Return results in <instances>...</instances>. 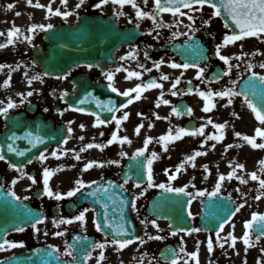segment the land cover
<instances>
[{"label":"snow or ice","instance_id":"1","mask_svg":"<svg viewBox=\"0 0 264 264\" xmlns=\"http://www.w3.org/2000/svg\"><path fill=\"white\" fill-rule=\"evenodd\" d=\"M63 4H67L68 0H61ZM85 0H79V3L75 6L77 9H79L83 4ZM113 3L116 5H119L123 7L124 5H130L132 8L135 9V16L138 20H143L145 18H148L152 21V23L155 25L154 29L150 30L148 32V35H152L153 32L156 34V38H160L159 29L161 28H176L178 29L181 24H183L182 20H178L175 23H168L165 22L162 13H170L173 17L179 16V17H187L188 21L191 23L184 25L185 28H187L188 31L181 32V31H172L171 33V39H175L179 36H185L187 37L186 43L192 47L193 51H196L201 57L204 56L203 51L200 49L199 44H197L194 40L195 33L198 32L200 29L194 27L196 23V17L192 15L193 12H202L205 6H208L213 9V12L211 16L208 19H203L202 24L204 26H210L212 22V18H218L221 17L222 14L224 15V27L225 29L232 28L231 32H226L221 42L217 43L215 45L214 49V55L219 58L220 61L223 62V64L226 66V69L222 71L221 73L215 74V76L209 78L205 76L207 65L201 66L200 62L192 61V62H182L178 63L175 60H165L164 58H161L159 61L153 62V68L156 70H160L162 65L167 64L172 69H181L183 70L180 74V76H177L174 80V82L171 84V88L168 90L169 93L172 96H178V95H186V94H198L200 98L204 101L202 111L204 113H209L213 109L217 107L216 99L220 98L223 100L224 98H227V103L224 105L225 108L232 105L234 103L235 98L242 97V102L246 105V107L251 110V112L254 114L255 120L258 122V126L254 130V135H249L245 133H241L240 131L234 130L233 125V131H234V137L238 140H242L247 145H249L252 149H259L264 150V74L255 71L256 65L252 64L251 62H248L245 67V71L249 72L250 75L248 77V80L244 84V88L242 91H237L236 85H238L239 81L237 79H231L230 85L228 87H225L223 90H202L199 87H196L195 89L192 87H188L186 92L181 93L178 90V85L181 84V79L184 75V72H186L189 69H196V79L200 80L202 83H208L211 84L213 80H220L223 79L225 76H231L233 69H239L240 64H233L232 60L233 58L237 60L244 59L245 56L249 55L248 53L242 52L239 56H230L222 54V50L227 48L229 45L237 44V42H242L247 38H257L258 40L264 41V0H154V6L151 11H146L144 8L140 6V4L137 3V0H100L98 4L95 5L96 8H101L102 5L107 3ZM143 3L147 5L148 0H143ZM29 5H33V0H28ZM9 8H12L13 5L9 4ZM35 7L37 8H47V13L50 15H57L62 16L64 19H67L70 15L73 14L71 11H61L60 8L53 9L51 3H49L47 6L44 4H41L39 0H36ZM187 10V11H184ZM123 12H117L116 15H124ZM20 13H17V16H19ZM78 15V13H77ZM140 24H136V28L139 29ZM54 25L52 23L48 24H31L28 28V31L31 33H35L37 29H40L42 31H47L50 29H53ZM21 34V29L19 27L13 26L12 28L7 30V40L5 43H0V49H4L8 47L9 45H13L16 43V39ZM5 35L4 32H0V36ZM24 39L28 41V43H32V37L25 35ZM240 48H243V43L239 44ZM139 48L138 46H132L131 50L126 53L125 56H121L120 59L127 61L129 59L132 60H138L139 59ZM256 53H252V55H255ZM264 54V53H262ZM143 55L146 59H151L149 56L148 51H144ZM80 64H77L75 67H80ZM88 69H92L93 67L99 68L100 65H94L92 63H88L87 65ZM11 68V65H5L0 64V70H3L4 68ZM17 68L19 65L16 66ZM138 68L143 69L144 71H137V70H130L127 67L121 65L119 68L115 70V72L124 71L127 73L125 76L126 80H131L133 78H136L140 80V83L135 84L133 87L127 88L123 91H121L116 85H115V72L108 70L104 71L101 69L103 75L105 76L106 80L108 81L107 87L111 90L112 93H117L119 96L125 97L126 101L121 103L119 106H116L115 101L112 99H108L107 101L101 100L98 96L95 97L96 107L100 111H90L87 108L79 107L77 105H74L72 103H68L67 97L69 96V93L67 90H64L60 94V99L64 101L67 104V107L63 110H58L59 115L63 116L66 111L73 110L80 113H88L94 117L93 127H100V126H106L109 124H112L115 122L116 128L112 132L110 139L106 141V143H95V138H93V142H89L87 144H84L79 151L75 149H66L57 147L56 149L52 150L50 154H46L48 152L47 148H45L44 151L39 152L36 159H38L41 164L46 162L49 159V155L56 159H61L64 156H68L69 152L72 153L74 159L76 161H80L83 159L81 153L88 151L89 149H99L100 151H103L108 146L118 143L119 145L123 146L124 144H131L132 140L127 136H121L120 130L124 122L128 121L130 118V112L129 111H123L121 116L115 115V113L120 112L121 109H128L131 104H133L135 101H140L141 99L145 98L144 94L150 90L153 89H160L159 96L155 102V106L159 108L162 104L163 105H172V102L165 98V92H164V84L160 81H168L170 79L168 74H161L160 80L158 81L156 78H150L147 81H143V75L144 72H151L153 68H147L143 64H138ZM259 67L261 69H264V62H261L259 64ZM15 71V69H12ZM26 77H28V73H24ZM52 75V73L45 71L42 75L36 74L27 79V84L29 86L32 85L33 81H41L43 82V78ZM71 75V71L64 73L62 76H57V79H64L66 80L68 76ZM11 74H8V78L3 82L4 87H9L11 84ZM74 83V90H75V82ZM188 84H191L192 81H187ZM249 91L252 92L253 96L257 94V91H259L260 96V103L258 104L255 102L249 95ZM34 91H27V93H19L23 99H21L20 104H23L25 100H27L28 97L33 96ZM55 95V93H53ZM93 97L92 92H88L82 99H79L78 104L83 105L89 101V98ZM30 103V101H29ZM0 105H4L0 107V117H2L6 121V129H8V134L6 135L4 143H0V161H6L9 164V167L13 170H15L19 175L14 178L11 181V184L14 188V186L18 183V181L24 177H27L32 184L37 183V179L35 176L29 174L25 169L27 167V164H32L33 159L28 158L26 164L25 163H15L12 162L9 159L8 154H15V156L18 157H25L27 153L31 151L29 148H19L16 146L17 141H27L29 145L32 146V148H36L38 145L45 143V136L38 134L37 132L33 131L32 129H27L26 124L22 119L13 118L10 116V110L16 109L19 107L16 101L12 100L11 98H8L7 103L5 104V101L0 100ZM45 111H48V109H45ZM108 112L112 115L109 117H102L101 112ZM194 109L190 106H187L183 110L181 107H178L176 105H172L171 107V113L169 116L161 117L159 113H154L156 116V119H164V120H170L171 117L174 115L176 117H181L183 115H187L189 117L193 116ZM138 116L144 117V113H137ZM235 118L239 119L240 114L238 112H233L231 114ZM200 119H205L204 117H201ZM11 121V125H9L7 122ZM68 127H67V134L68 137L64 138L62 140V143L66 145L68 143V138H70V134L73 133L74 129L71 127L73 121H68ZM211 125L212 128H214L216 131L211 132L210 134H206L205 129ZM17 127H25L27 130L23 131V134H18L17 131L12 130V128ZM145 127L144 123H139L135 129L134 132L136 135H139L141 130ZM149 128L154 127V124H149ZM229 127V122H215L210 116L206 118V123L201 124L198 127H179L176 126L173 128L170 126L166 133L160 135L158 138L153 137L151 135L147 136L144 139L143 147L138 148L135 153L130 157L132 160H136L137 167L133 169V167L130 165V169L135 171H140L142 175H146L147 178V185L146 187H142L141 183L136 182L134 186L138 189H141V191L135 195L131 201H129L126 197H124L122 194L117 193L114 191V189L119 188L123 189L124 191H127L125 185L129 182V180L132 179L131 176H126L124 178V182L122 184H114L112 181H108L107 184L102 183L101 181H90L86 182L82 178H78L75 180L74 184L75 186L68 190L67 192H58L54 191L50 180L51 178L58 172L63 171L65 168V165H59L57 168H49V167H43L42 169V183L43 188L42 192L43 195L48 197L49 199H54L55 201H63L66 198L75 197L77 193H82V190L84 189H91L85 196H91L95 198V202L99 203L103 207V213H96L95 217L93 219L94 226L98 232H101L104 234V240L102 242H93L90 244H86L84 242L89 241V237L87 235H75L73 237V242L69 243L67 240H65V249L63 252L60 251L58 246L50 245V250H38L45 252V255L48 257H52L59 261V264H87L89 260L93 257V252L96 249H100L99 256L96 259V264H101L102 261L106 259L104 250L108 246H117V251H122L127 246L133 244L136 241H139L141 245L146 243L145 239L141 236H135L133 238H128L130 236V230L126 226L127 221L125 220L124 212L125 209L129 206L132 210L136 211L137 214L139 213V209L137 208V201L146 194L148 188H159L162 189L165 193H176V194H183L187 196L189 199L187 201V216L195 219L194 213L191 210V205L194 200L201 197H207L209 200H212L213 198H217L222 191V187L224 185V182L226 180L231 181L234 178L238 180L241 184L247 185L249 183V179L251 181L258 182V189H257V195L253 198L255 200H260L261 198H264V159H260L258 161L259 164V174L257 171H252L248 174V178H246L244 175L238 174L239 171L245 170V164L239 163L233 160H230L229 167L231 171H229L227 174L220 173L218 176V179L215 183V186L211 191H208L207 189H197L194 182H190L189 184H186L182 187H174L171 182L176 181L178 176L182 171H187L186 165H191L192 168L196 167V159L200 156H206L208 153L207 151H201V150H194L191 154L186 155L184 159L175 166V169H165V172L167 173V183H156L154 178V172H153V164L156 160L160 159V155L156 151H152L150 156H145V153L149 151V145H151L154 141L156 143H159L163 146V150L167 152L169 150V145L175 143L176 141L182 140L186 136H192V137H204V139L201 141V148H203L205 145L209 144V141H215V143H212L210 145L211 149H215L217 144L224 141L226 138V130ZM81 129H85L86 125L80 124ZM101 136H104V133H100ZM54 138V137H53ZM85 139L84 136H80L79 140L83 141ZM258 139L261 142H258ZM243 143H229L225 145L224 151L225 153L234 147L241 148L243 147ZM121 157H127L129 154L125 151H121L119 153ZM143 157V160H140L139 158ZM105 164L110 165H119V160H108V161H99L96 159H91L88 162H86L83 165V172H87L91 170L94 167H101L103 168ZM71 167H75V165H72ZM203 169L205 173L208 175H211V170L209 169V166L207 164H204ZM146 169V171H145ZM103 179V178H102ZM193 181L195 180V177L192 178ZM93 185L96 187L93 188ZM189 186L191 188L195 189V191H188ZM237 191H240L238 188ZM9 195L11 197H14L16 201L21 200H28L29 197H20L17 195L15 190H12L9 192ZM247 193H242V196H247ZM228 199L231 200V194L228 195ZM111 202V204L109 203ZM201 204L204 203L203 200L200 201ZM247 204V200H243V202L239 203L233 210L230 211L228 217H217L216 218V227L213 229H209L207 226L201 228V227H185V226H178L173 228V225L170 223L169 228L172 229L170 232L171 236H177L179 233H186L188 236H192L193 233H200L201 231H209L214 232V238L210 234L206 241L207 250L209 253H213L215 248L214 244H218L220 249L225 248V244H228L229 247L235 249L237 240H241L243 244L245 245V253L248 252L249 248L254 247L256 244H259V242L264 239V214L259 212H253L251 214V218L244 222V228L245 231L241 237H237L234 234L235 224L232 222V218L235 217ZM111 208V211H110ZM96 212L94 208H83V210L79 211L78 214H75L71 217H65L62 214V209L57 210V214L51 218V222L56 228H60L62 225H73L76 222H79L81 227L85 229L86 231V223H87V213L88 212ZM118 211L119 216V223L115 222V212ZM25 215L28 217L27 220L24 221V223H31V227L36 233H39L41 231L40 227L38 225H41L45 223L49 219L47 216H40L34 213L31 209H28ZM215 216V214H213ZM102 216V219H101ZM145 225L151 224L155 229L158 230V232H162L163 229H161L159 223L156 219H152L150 221H142ZM230 224L233 228V231L227 233L226 236H222L221 233L223 232L225 225ZM255 226V230H254ZM15 230L18 232L25 231V228L21 225L14 226ZM67 233V228H65L62 231H55L53 233L54 236L60 237L65 236ZM45 236L48 235V232L45 230L43 233ZM148 240H165L166 237L163 235H150L147 234ZM109 236H111V239H109ZM254 237V239H253ZM181 243L183 245V237H181ZM203 243L201 241H197L196 243V249L191 252H187L185 247L181 246L179 249L180 253H184L185 256L188 258V260H193L195 264H201V261L199 259V253H200V244ZM5 246L8 248H16V247H24L23 241H12L7 238H3L2 242H0V250H6ZM79 252L80 255H75L74 253ZM260 252L264 253V247L260 248ZM238 254V253H237ZM162 256L165 255V253H161ZM168 255L171 257L170 264H178V261L180 259L179 254L176 252L175 249H170ZM62 256L71 257L70 261L67 260H61ZM0 264H9L8 261H0ZM187 264V261H186ZM209 264H212V261H209ZM245 264H247V260L245 259ZM256 264H264V258L258 259Z\"/></svg>","mask_w":264,"mask_h":264},{"label":"flooded vegetation","instance_id":"2","mask_svg":"<svg viewBox=\"0 0 264 264\" xmlns=\"http://www.w3.org/2000/svg\"><path fill=\"white\" fill-rule=\"evenodd\" d=\"M100 0H92L89 3L87 13L99 14L105 17H112V20L117 22L119 28L121 30L126 28H136V24L139 23V30L141 32L140 37L133 43L124 45L118 48L115 53L112 61L103 62L99 68L93 67L91 70L87 68L86 65H82L80 67H76L71 70V75L68 76L66 80L57 79L56 77L47 76L43 78V82L37 81L31 87L27 89L14 91L12 94L8 92H0V100L5 101L7 103L8 98L16 101L19 105L18 108L10 110L12 113L16 112H25L27 118L35 119L42 118L45 121H52L53 128L55 130V135H58L60 130H66V134L64 138L68 137L67 127L68 121H73L71 127L74 129L73 133L70 134V138H68V143L64 145L62 142L58 145L61 148L66 149H75L77 151L80 148L89 142H93V138H95V143H106L108 139H110L112 132L115 130L116 125L115 122L106 126L93 127L94 117L88 113H80L73 110L66 111L63 116L59 115L58 110H63L67 107V104L62 101L59 97L60 94L67 90L69 96L66 98L68 103H72L79 107H84L89 109L90 111H100L96 107L95 97H99L103 101H107L108 99H112L115 101L116 106H119L122 102V96H119L117 93H112L111 90L107 87L108 81L103 75L101 69L104 71H114L119 68L121 65L127 67L130 70L144 71L141 68H138V64H143L147 68H153V62L159 61L161 58L167 60H175L178 63H182L185 61L192 62H200L201 66L207 65V70L205 73L206 77H213L217 73H221L226 69V66L222 61L219 60L218 57L214 55L215 45L221 42L223 35L226 32H230L228 29L222 25L221 21L218 18H212V22L210 26H204L202 24L203 19H208L213 10L205 6L202 12H193L192 15L196 17V23L194 27L199 28L200 30L195 33L194 40L197 44H199L200 49L203 51L204 56L201 57L196 51L192 50L187 43V37L179 36L175 39H171L172 31H188L184 25L191 23L188 21L187 17H173L170 13H162V17L165 22L175 23L178 20H182L183 24L180 25L178 29L176 28H161L159 29L160 38H156L155 32L152 35H148V32L154 29L155 25L148 18L143 20H138L135 16V9L130 5H124L123 7L113 4L111 2L104 4L101 8H96L95 5L98 4ZM137 3L140 4L142 8L146 11H151L154 6V0H148L147 5L143 3V0H137ZM108 9V10H107ZM187 11V10H184ZM117 12H123L124 15L117 16ZM243 43V48L239 47V44ZM132 46H138L139 48V59L132 60L129 59L127 61L121 60V56H125L131 50ZM183 49V55L186 60H182L181 57L175 52V47ZM249 46H252L250 48ZM148 51L151 59H146L143 55L144 51ZM254 50H257L255 55H252ZM242 52L248 53L249 55L245 56L242 60H237L233 58V64H240V68L233 69L231 76H225L220 80H213L211 84L202 83L200 80H197L196 77V69H189L184 72V75L181 79V84L178 85V90L181 93L186 92L188 87L196 88L199 87L202 90H223L225 87L231 86L230 80L237 79L239 81L238 85H236V89L238 91V86L240 82L250 75L249 72L245 71L246 64L251 62L252 64L258 67L257 72L264 74V69L259 67L261 62H264V41L261 40H250L245 39L242 42H237V44L229 45L227 48L222 50V54L230 55V56H239ZM97 65V64H94ZM181 69H172L167 64L162 65L160 70H156L153 68L151 72H144L143 81H147L150 78H156L158 81L160 80L161 74H168L170 79L168 81H160L164 84V92L165 98L172 102V105H176L181 107L183 110L187 106H190L194 109L193 116L189 117L187 115H183L181 117L172 116L170 120L164 119H156L154 113H159L161 117L169 116L171 113L172 105H161L159 108L155 106V102L159 96L160 89H153L144 94L145 98L140 101H135L133 104L129 106L128 109H121L120 112L115 113L117 116H121L123 111L130 112V118L128 121L124 122L120 135H127L132 143L124 144L123 146L118 143H114L103 151L99 149H89L86 152L81 153L83 159L80 161H76L71 152H69L68 156H64L61 159L53 158L49 155V159L41 164L38 159H34L32 164H27L26 171L35 176L37 179L36 184H32L31 181L24 177L18 181V183L12 186L11 181L16 178L19 173L9 167V164L6 161H0V186L4 187L8 191L15 190L17 195H24L23 197H29L28 202H30L34 207H38L44 210L45 215L49 218H52L57 214V210L62 209V214L65 217H71L75 214H78L79 211L83 210V208H90L89 205H79L77 200V195L75 197L66 198L63 201H55L54 199H49L48 197L43 195L42 188V169L43 167L49 168H57L59 165H65L63 171L56 173L50 180V184L54 191L58 192H67L71 188L75 186L74 182L78 178H82L86 182L90 181H101L103 179H111L118 184H122L124 182V178L126 176H131L132 179L129 180L127 185H125L128 194L133 198L137 195L141 189H138L134 186L136 182L141 183L142 187H146L147 178L146 175H142L140 171H133L130 169V165L135 169L137 167V161L130 159V157L135 153L138 148L143 147L144 139L151 135L153 137H159L160 135L167 132L168 128L172 126L175 128L179 127H198L201 124L206 123V118L211 117L215 122H229V127L226 130V138L224 141L217 144L216 148V156L219 159L218 169L215 170L216 178L218 179L219 174L222 171V159L224 157H230L233 155V148L229 149L226 153L224 151L225 145L229 143H241L242 140H238L234 137L233 125L235 131H240L241 133L254 135V130L258 126V122L254 118V114L248 110L246 105H238L237 109H244L247 112L248 117L246 119H241V121H235L234 117L226 116L222 117L221 115V99L215 98L217 107L213 109L209 113H204L202 111L204 101L202 98L198 96V94H186V95H178L172 96L169 93V89L171 88V84L174 82L177 76H180ZM42 75V74H41ZM127 75L124 71L115 72V85L121 90H125L127 88L133 87L135 84L140 83L141 81L133 78L131 80H126L125 76ZM191 80L192 83L188 84L187 81ZM75 82V90L74 83ZM85 82V83H84ZM86 88H80V87ZM34 91L33 96L28 97L27 100L23 104H20L21 97L18 95L19 93H27V91ZM88 92L93 93V97L89 98V101L83 105H79V99H82ZM55 93V95H53ZM30 101V103H29ZM4 105H0L2 107ZM48 109V111H45ZM247 110V111H246ZM137 113H144V117L138 116ZM102 117H109L110 113L101 112ZM204 117L205 119H200ZM244 117V116H243ZM234 118V119H233ZM143 122L145 127L141 130L139 135H136L134 132L135 127ZM80 124L86 125L85 129L80 128ZM149 124H154V127L149 128ZM5 128V122L2 117H0V134ZM216 131L209 125L205 132L206 134H210L211 132ZM103 132L104 136H101L100 133ZM80 136H84L85 139L83 141L79 140ZM204 137H192L186 136L182 140L176 141L173 144L169 145V150L165 152L163 150V146L155 141L149 145V151L145 153V156H150L152 151H156L160 155V159L156 160L153 164V172L156 183H167V173L165 169H175L186 155L191 154L194 150L207 151L206 156L197 157L195 163L196 167L192 168L191 165H186L187 171H182L178 176L176 181H172L171 184L174 187H182L186 184L190 185V182H194L197 189H206L205 178H210V175L202 171L203 165L207 164L209 169L211 170V162L208 155H212L213 149H211L210 145L215 143V141H209L208 145H205L201 148V141ZM258 142H261L258 139ZM58 146L51 147L48 149L46 154H50V152L56 149ZM121 151L127 152L129 155L127 157H121L119 153ZM256 157L259 159H264V150L252 149V157ZM24 160L28 157H19ZM91 159H96L99 161H108V160H119V165H110L105 164L103 168L94 167L87 172H83V165ZM143 160L144 158H139ZM221 160V163H220ZM75 165V167H71ZM221 165V166H220ZM146 171V169H145ZM255 171L259 174V166L255 168ZM146 178L144 182L140 181L142 178ZM189 178L188 181L184 180V178ZM202 178L199 183H196L192 180V178ZM103 178V179H102ZM183 180V181H182ZM217 181V180H216ZM216 183V182H215ZM224 187H236L234 182L225 181L222 187L221 192L230 193L229 191L224 190ZM248 188L252 194L257 193L258 182L251 181L248 184ZM162 189L159 188H148L147 192L144 196H142L137 201V208L139 209V213L132 210V214L137 222L138 215L144 216L142 213V209L146 207L150 198L154 196L155 193ZM188 191H195V189L189 186ZM78 194V193H77ZM254 202V199H252ZM72 210V212H71Z\"/></svg>","mask_w":264,"mask_h":264},{"label":"rangeland","instance_id":"3","mask_svg":"<svg viewBox=\"0 0 264 264\" xmlns=\"http://www.w3.org/2000/svg\"><path fill=\"white\" fill-rule=\"evenodd\" d=\"M13 1V0H12ZM46 3L44 5H48L51 3L53 9L60 8L61 11H71L73 12L72 15H70L67 19H64L62 16L57 15H50L47 13V8H29L35 13H38L42 16L40 23L48 24L52 23L53 25L58 24L60 22H71L75 20V18L80 14L83 13L85 10L88 9L89 3L92 0H85L84 4L77 9L75 6L77 3H79V0H68L67 4H63L61 0H45ZM108 10V9H107ZM78 13V15H77ZM39 23V24H40ZM43 33L44 31L37 29L35 33H31L29 31L21 32L19 37L16 39V43L13 45H9L8 47L4 49H0V64L5 65H11V68H4L3 71L4 74L0 75V92H8L9 94H12L14 91H19L23 89H27L28 87H31L33 84H35L37 81H33L32 85L29 86L27 84V79L33 75L41 74L42 71L33 63L32 61V51L33 49L38 45H43ZM6 35V34H5ZM28 35L32 37V43H28L27 40L24 39V36ZM7 40V35L5 36V42ZM252 48V46H249ZM257 51V50H256ZM254 52V51H253ZM19 65L17 68L16 66ZM12 69H15L13 71ZM255 70H258V67H255ZM11 74V84L9 87H4L3 82L8 78V74ZM24 73H28V77L24 75ZM227 103V98H224L221 100V115L222 117L226 116H232L231 114L233 112H238L237 106L238 105H245L242 102L241 97H237L234 100V103L227 108L224 107V105ZM240 112V118H235V121H241V119H246L248 117L247 112H245L244 109H239ZM247 111V110H246ZM244 116V117H243ZM233 118V119H234ZM245 143V142H241ZM233 155L229 157H225L223 159V165H222V171L221 173L227 174L229 171H231L229 167V161L233 160L239 163H244L246 160L248 161V164L246 165V169L242 172L238 170V174L244 175L246 178H248V174L252 171H255V168L259 166L258 164V158L252 157V148L248 146H243L241 148H233ZM216 150L212 151V155H208V158H210L211 162V175L210 178L205 180L206 183V189L208 191H211L213 187L215 186V182L217 180L216 178V172L215 170L218 169V162L219 159L215 155ZM221 163V160H220ZM221 166V165H220ZM205 172L204 170L202 173ZM184 180L188 181L189 178H184ZM193 180V179H192ZM202 178L198 177L195 178V182L199 183ZM183 181V180H182ZM228 181V180H227ZM236 187H224V190L229 191L232 196H234L237 199V205L243 200H247L246 206L234 217L232 222L235 224L234 234L237 237H241L245 231L244 228V222L249 220L251 218V214L253 212H264V198H261L260 200H255L252 202V199L257 195V193L252 194L248 188V184H250L251 180L249 179V183L247 185L241 184L238 180L235 178L232 180ZM240 189V191H237V189ZM194 192V191H193ZM242 193H247V196H242ZM203 197L197 198L193 201L191 210L194 213L195 220L198 217L199 211H200V201ZM94 212H88L87 213V223H86V232L88 233H98L96 230L94 223ZM153 218H147L142 219L139 217L140 222L142 221H150ZM161 229H163L162 232H158L157 229H155L151 224L143 225V233L141 237H143L146 241L143 245L139 243V241L134 242L133 244L127 246L122 251H117V246H108L104 250L106 259L101 262V264H170V263H164L160 261L158 257V251L159 248L167 243V242H174L178 241L181 246L185 247L187 252L194 251L196 249V243L197 241H201L203 243L200 244V253H199V259L201 261V264H209V261H212V264H245V259L247 260V264H256L258 259L264 258V253L260 252V248L264 247V239H262L259 244H256L254 247L249 248L248 252L245 253V245L241 240H237L236 248L233 249L229 247L228 244H225L224 249H220L218 244H214V252L209 253L206 246L207 238L210 234L200 232V233H193L192 236H188L186 233H179L177 236H171L169 232V227L166 222L158 221ZM40 227L41 231L39 233H36L32 227L25 229L23 232H17L14 234H11L9 237V240L12 241H18L22 240L27 243H29L28 237L34 236L36 238L37 243H48L51 245L58 246L60 251L63 252L65 249V240L69 241L72 234L77 230H83L84 228L81 227L79 222L74 223L73 225H62L59 229L56 228L53 223L50 220L45 221V223L38 225ZM198 227V226H196ZM65 228H67V233L65 236H54L53 233L55 231H62ZM48 232V235L45 236L43 233L44 231ZM233 231V228L229 224L224 231L221 233L222 236H226L227 233ZM147 234L150 235H163L166 237L165 240H148ZM214 238V234H211ZM181 237H183V245L181 243ZM27 238V239H26ZM254 239V237H253ZM104 240V237H102L101 242ZM33 241V242H34ZM29 245V244H28ZM6 250H0V260L8 255L11 251L7 246L5 247ZM17 248V247H16ZM14 249V248H13ZM100 249H96L93 252V257L91 260H89L88 264H96V259L99 256ZM238 253V254H237ZM180 259L178 261V264H195L193 260H188V258L185 256L184 253L179 252ZM67 257V256H65Z\"/></svg>","mask_w":264,"mask_h":264},{"label":"water","instance_id":"4","mask_svg":"<svg viewBox=\"0 0 264 264\" xmlns=\"http://www.w3.org/2000/svg\"><path fill=\"white\" fill-rule=\"evenodd\" d=\"M221 19L224 22V15ZM231 28V27H230ZM232 30V28H231ZM139 33L134 29H128L126 31H119L117 25L109 20L103 19L100 16L83 15L78 23L74 25H59L53 29L47 30L44 34V39L48 43L46 49L38 47L34 51V61L39 64L44 72L48 71L52 75H58L66 73L69 69L77 64L88 63H101L104 61H110L113 57V53L117 47L122 44L132 42L136 39ZM248 80L245 79L239 87V91H242L244 84ZM248 95L258 104L260 103L259 91L253 96L249 91ZM13 118L22 119L27 126V129H32L45 136V143L33 148L27 154H37L41 150L54 144L55 140L52 138L53 129L47 122L40 120L31 121L25 118L23 113L17 115H10ZM11 125V121L7 122ZM25 127L12 128L17 131L18 134H23V131L27 130ZM8 129L5 130L1 136V142L4 143ZM16 146L19 148H29L32 146L27 141H17ZM15 154H8L9 159H12L15 163H21L18 159L14 158ZM24 162V161H23ZM108 181L102 183L107 184ZM96 186H93V188ZM91 191L88 189L79 195L81 203H89L96 209V213H103V207L101 204L95 202V198L91 196H85ZM117 193L122 194L129 200L127 194L119 188L114 189ZM188 197L183 194L165 193L159 192L150 202L148 207V213L154 216L156 219L167 221L173 225V228L178 226L194 227L193 221L187 216V201ZM130 201V200H129ZM111 204V202L109 201ZM130 205V204H129ZM236 206L234 200H229L227 195L220 194L217 198L209 200L206 198L201 206V215L199 216L198 224L201 228L207 226L209 229L216 227L217 217H228L231 210ZM28 209H31L37 215L43 216L42 211L32 208L29 204L22 201H16L14 197H11L8 192L0 188V242L6 235L12 231H16L14 226L21 225L24 228L30 226L31 223H24L28 217L25 215ZM111 211V208H110ZM215 214V216L213 215ZM119 212H115L117 223H119ZM126 226L130 230V236L133 238L139 236L140 227L136 226L131 218L129 212V206L124 212ZM102 219V216H101ZM172 229H170L171 231ZM255 230V226H254ZM209 232V231H206ZM80 235V234H75ZM89 241L84 243L90 244L95 242V238L89 236ZM73 242V239L70 243ZM178 243L167 244L160 249L159 256L163 261H170L171 257L168 255L170 249H177ZM38 250H50L49 246H41L32 248L27 254H15L10 258L2 261H8L9 264H59V261L52 257L45 255V252ZM161 253H165L164 256ZM80 255L79 252L74 253ZM61 260H64L61 257Z\"/></svg>","mask_w":264,"mask_h":264},{"label":"bare ground","instance_id":"5","mask_svg":"<svg viewBox=\"0 0 264 264\" xmlns=\"http://www.w3.org/2000/svg\"><path fill=\"white\" fill-rule=\"evenodd\" d=\"M41 4H45V0H39ZM36 0H33V5L28 4V0H0V32L7 33V30L13 26L19 27L21 32L28 31L31 24H39L42 16L33 12L29 8L35 7ZM12 4L13 7L9 8L8 5ZM20 13L17 16V13ZM5 36H0V43H5ZM3 70H0V75L4 74ZM245 145H247L245 143ZM245 166L248 164L246 160ZM246 169V167H245Z\"/></svg>","mask_w":264,"mask_h":264}]
</instances>
